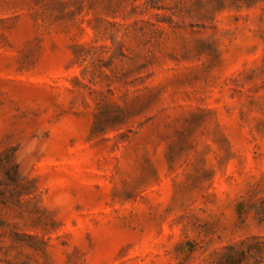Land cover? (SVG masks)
Here are the masks:
<instances>
[{"label": "rangeland", "instance_id": "1", "mask_svg": "<svg viewBox=\"0 0 264 264\" xmlns=\"http://www.w3.org/2000/svg\"><path fill=\"white\" fill-rule=\"evenodd\" d=\"M0 264H264V0H0Z\"/></svg>", "mask_w": 264, "mask_h": 264}, {"label": "clouds", "instance_id": "2", "mask_svg": "<svg viewBox=\"0 0 264 264\" xmlns=\"http://www.w3.org/2000/svg\"><path fill=\"white\" fill-rule=\"evenodd\" d=\"M49 129L46 127L34 128L23 139L16 142L18 148L14 153V163L19 166V172L21 177L31 178V171H25L23 165L25 161L34 163L38 155H43L49 150L48 136L45 138L44 133ZM67 200L64 195L58 196L49 205H46L51 211H58L66 206Z\"/></svg>", "mask_w": 264, "mask_h": 264}]
</instances>
